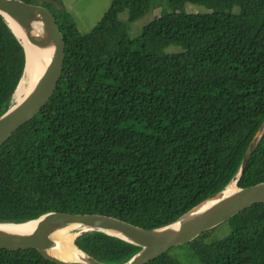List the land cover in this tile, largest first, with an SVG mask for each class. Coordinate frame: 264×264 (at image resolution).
<instances>
[{"label": "trees", "instance_id": "1", "mask_svg": "<svg viewBox=\"0 0 264 264\" xmlns=\"http://www.w3.org/2000/svg\"><path fill=\"white\" fill-rule=\"evenodd\" d=\"M187 3L205 9L188 12ZM42 4L65 41L64 64L42 110L0 147V222L59 211L152 229L222 190L264 121V0H111L85 33ZM157 5L161 13L131 36L126 22ZM24 63L0 14V115L14 104ZM262 181L264 133L237 185ZM226 223L221 238L215 226L184 243L196 261L264 264V203ZM76 244L106 264L141 249L100 231ZM0 264L56 263L30 248L0 249ZM146 264L181 263L168 250Z\"/></svg>", "mask_w": 264, "mask_h": 264}, {"label": "water", "instance_id": "2", "mask_svg": "<svg viewBox=\"0 0 264 264\" xmlns=\"http://www.w3.org/2000/svg\"><path fill=\"white\" fill-rule=\"evenodd\" d=\"M45 1L61 6L56 0H35L34 3L24 0H0V14L22 44L25 57L24 71L30 60L39 66H44L30 92L0 115V147L20 126L42 110L53 94L62 73L65 41L53 12L42 4ZM7 17L17 24L35 49L26 48ZM42 52L49 55L46 63L41 58ZM263 133L264 121L250 141L238 170L222 190L204 199L171 223L147 229L105 214L49 211L26 222H0V249L34 248L44 258L56 264H106L98 261L76 244V239L80 235L90 231H100L141 247L130 259L121 264H146L170 248L190 242L204 231L225 222L252 205L264 203V181L246 187L237 185ZM232 182L235 184V189L226 194L225 190ZM209 200L212 201L211 204L200 210ZM30 221H36L31 231L26 232L24 229L12 227ZM69 227H73L76 231L73 246L82 254V260L65 259L53 252L58 247L56 236L66 232Z\"/></svg>", "mask_w": 264, "mask_h": 264}, {"label": "rangeland", "instance_id": "3", "mask_svg": "<svg viewBox=\"0 0 264 264\" xmlns=\"http://www.w3.org/2000/svg\"><path fill=\"white\" fill-rule=\"evenodd\" d=\"M32 3L35 0H27ZM61 6H53L55 14L62 12L75 23L77 29L85 33L89 31L100 19L102 14L108 9L111 0H56ZM155 1V0H154ZM163 6L157 5L151 12L143 15L139 19L127 23V12H121L119 18L126 22L129 34L136 36L141 32L142 27L147 24L154 16H158L162 11ZM184 10L188 12H201L205 8L203 5L187 3ZM236 9V8H235ZM177 49L175 45H169L166 51ZM15 102V101H14ZM215 233L218 237H223L228 232V224L225 222L215 227ZM170 253L178 258L181 264H199L192 256L191 252L186 248L185 244L177 245L169 249Z\"/></svg>", "mask_w": 264, "mask_h": 264}, {"label": "bare ground", "instance_id": "4", "mask_svg": "<svg viewBox=\"0 0 264 264\" xmlns=\"http://www.w3.org/2000/svg\"><path fill=\"white\" fill-rule=\"evenodd\" d=\"M7 19L14 28L19 39L25 44L26 48L35 49V46L27 40L25 34L17 26V24H15V22L9 17H7ZM41 58H43V60L46 63L49 60V55H46L42 52ZM43 68L44 66H39L37 65V63L31 60L29 61V63H27V67L25 68L23 77L21 78L14 92V96H13L15 101L14 104L20 102L23 99V97H25L30 92V90L33 88L34 84L36 83L37 79L41 75ZM234 189H235V184L234 182H232L230 187L225 190V193L228 194ZM211 202L212 201L209 200L206 204H204V206L200 210L211 204ZM35 223L36 221H30L25 224L16 225L12 227L21 228L24 229L26 232H28L33 229ZM75 232L76 231L73 227H69L66 229V232L59 233L56 236V239L58 241V247L55 248V250L53 251L56 255L70 260H82V254L76 250V248L73 246V243L71 241V239L75 236Z\"/></svg>", "mask_w": 264, "mask_h": 264}]
</instances>
